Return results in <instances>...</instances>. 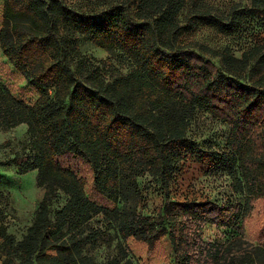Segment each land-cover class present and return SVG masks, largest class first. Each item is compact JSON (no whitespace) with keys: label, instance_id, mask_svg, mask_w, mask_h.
Masks as SVG:
<instances>
[{"label":"trees","instance_id":"trees-1","mask_svg":"<svg viewBox=\"0 0 264 264\" xmlns=\"http://www.w3.org/2000/svg\"><path fill=\"white\" fill-rule=\"evenodd\" d=\"M3 2L0 50L39 94L28 105L0 85V130L26 125L28 135L23 152L6 166L20 176L37 171L45 194L21 240L1 233L2 264H136L127 240L153 250L165 237L174 264H264V249L242 238L219 243L199 234L205 225L237 226L245 211L264 201V47L241 58L229 48L218 52L220 73L188 50L194 45L180 43L200 22L235 32L252 10L236 7L226 21L196 10L182 23L187 0H139L134 13L132 0H114L92 18L75 15L63 0ZM250 2L253 10L264 11V0ZM75 34L100 49L121 50L129 73L106 81L97 68L75 72ZM199 110L229 127L222 150L203 149L188 137ZM188 154L228 176L245 208L170 198ZM73 157L91 167L95 189L110 205L91 199L86 180L60 161ZM145 174L159 181L165 195L156 217L138 212L137 179ZM60 195L65 203L54 209ZM101 212L118 239L117 253L104 261L89 253L102 234L91 225Z\"/></svg>","mask_w":264,"mask_h":264},{"label":"rangeland","instance_id":"rangeland-1","mask_svg":"<svg viewBox=\"0 0 264 264\" xmlns=\"http://www.w3.org/2000/svg\"><path fill=\"white\" fill-rule=\"evenodd\" d=\"M75 12L83 17H100L113 5L114 0H63ZM139 0H132L134 13ZM3 0H0V29L3 22ZM237 7V8H236ZM249 8L246 22L235 32H221L207 22H200L182 37L180 43L194 45L188 50L195 52L204 62L209 63L224 73L218 52L229 48L237 58L254 47H264V11L253 10L250 0H187L185 9L179 15L182 23L195 16L196 10H206L212 16L226 21L233 9ZM65 34V31L62 30ZM70 59L73 70L77 73L84 67L97 68L100 76L112 81L120 74L129 73V59L119 49L103 50L75 34L70 47ZM80 76V75H79ZM78 77V76H77ZM80 78V77H78ZM247 83L244 79H239ZM248 84V83H247ZM0 85L10 91L17 99L33 105L39 98L24 75L3 56L0 50ZM229 127L211 114L202 110L196 112L191 121L188 137L203 149L222 150L226 144ZM28 143L27 126L20 125L10 130H0V235L2 232L21 240L33 224L35 213L42 201L45 190L37 185L38 172L20 176L13 166H6L18 153H22ZM63 165L73 169L86 180L89 197L99 206L110 205L101 197L94 184L91 167L84 161L74 158L60 160ZM140 197L138 212L144 216L156 217L165 203V195L159 181L145 174L137 179ZM231 179L220 173L212 172L198 164L192 155L185 156L180 163L179 173L170 186V198L177 201H211L222 207L245 208V198L231 188ZM66 197L60 195L53 205L54 209L65 203ZM101 212L91 225L102 231L94 249L89 250L98 261L114 256L118 239L114 230ZM205 241L227 243L235 238H242L254 247L264 249V201L258 200L250 211L243 213L237 226L222 229L205 225L199 229ZM3 240L0 239V246ZM136 264H174V254L167 237L158 242L153 250L142 241L130 238L124 243ZM5 260L0 248V264Z\"/></svg>","mask_w":264,"mask_h":264}]
</instances>
